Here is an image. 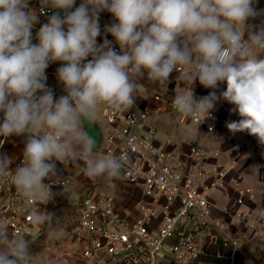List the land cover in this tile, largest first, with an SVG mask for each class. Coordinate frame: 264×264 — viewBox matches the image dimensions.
I'll list each match as a JSON object with an SVG mask.
<instances>
[{
	"label": "clouds",
	"instance_id": "1",
	"mask_svg": "<svg viewBox=\"0 0 264 264\" xmlns=\"http://www.w3.org/2000/svg\"><path fill=\"white\" fill-rule=\"evenodd\" d=\"M41 14L51 11L36 32L37 11L29 0H0V137L25 136L23 159L0 152V185L12 183L26 202L54 200L58 164L86 163L91 179L117 178L124 160L115 154L92 158L97 140L92 129L102 107L130 111L145 85L166 84L188 69L175 92L173 108L203 122L226 101L238 120L226 121L232 135L246 132L264 147V8L260 0H39ZM75 6V7H74ZM74 9V10H73ZM113 22L104 26L100 14ZM63 13V15H61ZM258 23H251L252 21ZM110 34L113 40L107 39ZM115 45L119 46V51ZM91 57V59H89ZM60 62L56 77L64 95L47 86L46 69ZM198 81L207 95L197 97ZM221 85H225L220 91ZM203 118V120H202ZM211 130V128H210ZM4 141L0 140V147ZM53 214L28 210L31 225L50 226ZM253 219L264 229V209ZM242 217H233L239 227ZM0 217V264H33L28 236L11 235ZM62 232L50 227L48 238ZM238 249V248H237Z\"/></svg>",
	"mask_w": 264,
	"mask_h": 264
},
{
	"label": "built area",
	"instance_id": "2",
	"mask_svg": "<svg viewBox=\"0 0 264 264\" xmlns=\"http://www.w3.org/2000/svg\"><path fill=\"white\" fill-rule=\"evenodd\" d=\"M33 3H37L39 12L40 3L29 0V4ZM41 15H51V11ZM39 28L32 29L33 43L38 42L35 35ZM115 48L119 51L118 45ZM60 66L57 62L46 69L47 86L56 98L65 94L56 77ZM176 90L167 87L164 92L152 94L140 110L120 113L103 108L98 121L104 127L102 156L111 153L124 160V169L117 179L138 187L143 198L136 205V213L123 215L118 211L115 192L86 191L75 203L73 264H194L213 246L236 252L259 238L264 241V229L245 206L255 197L251 187L238 182L235 205H224L220 207L221 215H214L211 195L225 185L234 162L229 167L197 168L188 173L174 163L171 151L157 144L156 127L149 121L166 109L177 112L173 108ZM218 110L216 105L211 117L203 122L188 119L201 129L220 130L230 119L219 117ZM190 155L199 156L197 145H192ZM77 163L85 161L74 159L58 166L71 168ZM262 170L264 181V166ZM49 183L54 193L70 189L74 178L66 174ZM33 207L52 210L50 202H26L10 182L0 185V217L7 219L11 235L24 233L31 240L40 232L42 226L31 225L27 218ZM233 217H242L244 222L237 227ZM261 253L264 254V248Z\"/></svg>",
	"mask_w": 264,
	"mask_h": 264
},
{
	"label": "crops",
	"instance_id": "3",
	"mask_svg": "<svg viewBox=\"0 0 264 264\" xmlns=\"http://www.w3.org/2000/svg\"><path fill=\"white\" fill-rule=\"evenodd\" d=\"M36 1L39 2V0ZM80 2L81 0H76L75 6H79ZM259 5L260 8H264V0H260ZM29 7L36 10L39 16V23L35 26L40 27L43 23L47 22L49 15H41L38 12L37 3L29 4ZM112 22L113 18L110 13L105 11L100 14L101 36L97 38L98 43L103 42L104 26ZM258 22L257 20L251 23ZM107 39L114 42V38L110 34L107 35ZM187 72L188 69L185 68L182 73H173L171 80L163 85L149 83L147 74L145 73V77L139 81L145 85V88L138 93L136 103L131 110L142 109L152 94L157 93L156 91L164 92L171 82L176 83L171 90H178L186 83L185 77ZM225 87V85H221L220 91L224 90ZM210 90L203 88L199 85L198 81L194 86L197 97L207 95ZM217 105L219 117L228 116L230 121L239 119L237 114L230 112L232 105L226 101H221ZM103 108H101L99 116ZM2 116L3 114L0 113V122H2ZM149 124L156 127L154 138L157 144L165 146L171 151L174 154V163L181 166L185 172H195L197 168L229 167L234 162L233 168L227 173L225 185L211 195L212 202L215 205L214 215H221L220 207L224 205H235L236 185L238 182L251 187L255 192L254 199L248 200L245 206L252 213L256 209H264V181L262 179L264 147L259 145L255 137L248 135L246 132L232 135L226 126H223L220 130L201 129L188 118H182L180 113L170 112L167 109L162 115L149 121ZM0 140L4 141V147L7 144V139L5 140L4 137H0ZM9 141L12 143L8 146L6 153L14 158V162L10 166L13 168L18 159L23 157L25 136H11ZM192 145L198 146L199 156L192 157L190 155ZM0 148L1 152L2 147ZM81 166L86 167V164L77 163L71 168H61L58 166L59 177L69 174L74 178L75 182V176L77 175L75 171L79 170ZM103 179L105 178H97L95 181ZM112 182L111 189H115L113 192L118 196V211L123 215L136 213V205L143 198L142 191L134 185L127 183L124 185L120 180L118 182L115 181V183L114 181ZM67 190H57L54 192L55 198L50 202L52 207L55 205L53 201H56L60 194H66ZM262 248H264V241L261 238L236 252L227 248L213 246L206 255L201 256L194 264H264V254L261 253Z\"/></svg>",
	"mask_w": 264,
	"mask_h": 264
},
{
	"label": "rangeland",
	"instance_id": "4",
	"mask_svg": "<svg viewBox=\"0 0 264 264\" xmlns=\"http://www.w3.org/2000/svg\"><path fill=\"white\" fill-rule=\"evenodd\" d=\"M158 92V91H156ZM161 92V91H159ZM101 112V111H100ZM100 114V113H99ZM99 121V117H98ZM10 137L7 138V144L2 146V151L6 153L8 146L12 143L9 141ZM15 154V153H14ZM92 157L100 158L102 156V150L94 151ZM79 170H76L75 173V182L72 187L67 190L66 194H60L56 201H53L55 204H67L69 206H61L58 210L55 211V214L52 217L51 225L46 226L38 234H34V237L29 240L36 241L35 244L30 247L31 252L35 256L33 264H73V257L71 256L72 252V242L74 241V227L76 224L75 210H71V205L75 207V203L78 202L81 196L88 190H97V191H108L111 189L112 181L118 182L119 179L105 178L101 181H95L96 179H91L85 175V167H79ZM79 172V175H78ZM124 185L125 182L121 181ZM78 185V186H77ZM115 191V189H111ZM121 197V196H120ZM52 206V205H51ZM137 207V206H136ZM53 208V207H52ZM54 213V212H53ZM37 227V226H35ZM52 229H58L62 232V236L56 240H50L48 238V233Z\"/></svg>",
	"mask_w": 264,
	"mask_h": 264
},
{
	"label": "water",
	"instance_id": "5",
	"mask_svg": "<svg viewBox=\"0 0 264 264\" xmlns=\"http://www.w3.org/2000/svg\"><path fill=\"white\" fill-rule=\"evenodd\" d=\"M61 15H63V13H61ZM175 85H176L175 82H171L169 84L168 88L171 90L174 88ZM92 135L97 140V145H98L94 151H98L102 148V144H103V140H104V127L101 124H99L98 120L95 124V127L92 129Z\"/></svg>",
	"mask_w": 264,
	"mask_h": 264
},
{
	"label": "trees",
	"instance_id": "6",
	"mask_svg": "<svg viewBox=\"0 0 264 264\" xmlns=\"http://www.w3.org/2000/svg\"><path fill=\"white\" fill-rule=\"evenodd\" d=\"M61 206H69V205H67V204H55L54 206H53V208H52V210H51V213L54 215L55 214V211L56 210H58ZM71 210H73V212H74V210H75V207H73L72 205H71ZM54 212V213H53ZM46 226H48V224L46 223L45 225H42V227H41V231L46 227ZM35 242L36 241H31V242H29V245H30V247H32L34 244H35ZM30 251H31V249H30Z\"/></svg>",
	"mask_w": 264,
	"mask_h": 264
}]
</instances>
